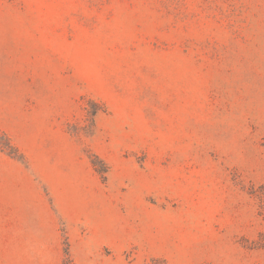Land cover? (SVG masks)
<instances>
[{"label": "rangeland", "instance_id": "obj_1", "mask_svg": "<svg viewBox=\"0 0 264 264\" xmlns=\"http://www.w3.org/2000/svg\"><path fill=\"white\" fill-rule=\"evenodd\" d=\"M14 164L118 205L122 264L264 263V0H0Z\"/></svg>", "mask_w": 264, "mask_h": 264}, {"label": "crops", "instance_id": "obj_2", "mask_svg": "<svg viewBox=\"0 0 264 264\" xmlns=\"http://www.w3.org/2000/svg\"><path fill=\"white\" fill-rule=\"evenodd\" d=\"M14 166L17 172L9 174L14 178L0 196V264H63L64 241L72 264H122L118 205H98L81 181ZM257 257L262 256L167 253L162 259L166 264H264Z\"/></svg>", "mask_w": 264, "mask_h": 264}, {"label": "trees", "instance_id": "obj_3", "mask_svg": "<svg viewBox=\"0 0 264 264\" xmlns=\"http://www.w3.org/2000/svg\"><path fill=\"white\" fill-rule=\"evenodd\" d=\"M63 264H72L67 249L64 250V261Z\"/></svg>", "mask_w": 264, "mask_h": 264}]
</instances>
